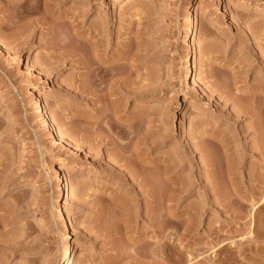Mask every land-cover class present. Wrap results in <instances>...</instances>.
Instances as JSON below:
<instances>
[{"label":"rangeland","instance_id":"374dc122","mask_svg":"<svg viewBox=\"0 0 264 264\" xmlns=\"http://www.w3.org/2000/svg\"><path fill=\"white\" fill-rule=\"evenodd\" d=\"M19 1L0 0V264H264V0L52 1L24 49Z\"/></svg>","mask_w":264,"mask_h":264},{"label":"bare ground","instance_id":"6f19581e","mask_svg":"<svg viewBox=\"0 0 264 264\" xmlns=\"http://www.w3.org/2000/svg\"><path fill=\"white\" fill-rule=\"evenodd\" d=\"M52 1H56L58 3H63L66 0H20L14 7L10 8L8 11L9 17H8V23H11L12 25H16L19 23H23L26 22V24H24L23 27H21V30L19 29V32L14 36L16 37L18 40H22V44L18 45L19 47H21V49H24L25 46H29L31 44L30 38L32 37V33L31 31L33 30L34 26H38V24H42L43 27L45 26H51L50 23H47L46 21H40V19H34L33 17L41 12L44 13H49L51 10V6ZM201 5H197L196 9L192 11V13H198L201 10ZM52 14V13H51ZM194 18V17H193ZM58 19V18H57ZM11 25V26H12ZM190 26H195V21L194 19L191 18V23ZM191 27V28H192ZM34 32V31H33ZM31 33V34H30ZM30 34V35H29ZM192 37H197V32L195 30L191 31L190 36H188V40L190 41ZM191 57L188 59V63H191ZM96 65V62H95ZM94 66V65H92ZM98 65L95 66V68L93 69L92 72V76L94 79V83L98 82L100 80V82L102 83V80L105 78H109L107 73L105 71H102L99 67H97ZM102 67V66H101ZM90 68V67H89ZM93 68V67H92ZM187 72L186 74L192 75L193 74V70L195 68L192 67V65L190 64L189 67L187 68ZM92 70V69H91ZM104 70V69H103ZM90 71V70H88ZM90 74V72H89ZM112 75V74H111ZM186 75V76H187ZM191 77V76H190ZM92 79V78H91ZM92 79V80H93ZM104 82V81H103ZM256 110V109H255ZM262 110V107H261ZM264 111V110H263ZM242 113V111H241ZM262 111H255L254 116H256V120L259 121L258 125L260 126V133H262L264 131V127H263V120H262ZM257 125V126H258ZM46 126H48L49 128H51L53 131H56V133L58 134V136L60 137V141L61 142H66L65 141V136L60 132L57 131L54 126L52 125V123L49 121L48 117L46 118ZM263 130V131H262ZM262 131V132H261ZM264 133V132H263ZM262 133V134H263ZM206 157V156H205ZM210 157V156H209ZM207 158V157H206ZM70 169L69 166L67 164H59L56 165V167H54L53 172L56 173H61L62 171H66ZM62 184L60 186V195H61V201L63 202V204H67L70 201V187H69V182H68V178L66 177V175L64 174V176L62 175L61 179ZM149 184V183H148ZM128 208V207H127ZM127 210V209H126ZM130 210V209H129ZM125 212V211H124ZM126 215H129L128 217L131 216V213L129 214V212L126 211L125 213ZM161 217V216H160ZM58 219H61L62 221L64 220V216L62 214L58 215ZM131 219V218H129ZM65 221V220H64ZM128 221V220H127ZM131 221V220H130ZM162 223V222H161ZM67 224V223H66ZM67 233L66 235H64V241L68 240L70 237L68 236L71 232V228L70 225H67ZM161 234V233H160ZM70 252V248L68 247L67 244H65L64 248L61 250L60 252V257L62 259L63 262H66L69 259V253ZM160 252V250H159ZM159 254V253H158ZM161 255V254H160ZM159 255V256H160Z\"/></svg>","mask_w":264,"mask_h":264}]
</instances>
